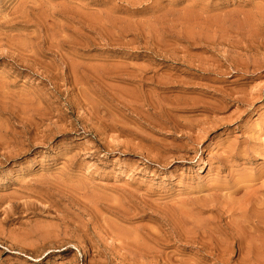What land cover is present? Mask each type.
<instances>
[{"label": "rangeland", "instance_id": "374dc122", "mask_svg": "<svg viewBox=\"0 0 264 264\" xmlns=\"http://www.w3.org/2000/svg\"><path fill=\"white\" fill-rule=\"evenodd\" d=\"M0 238L264 264V0H0Z\"/></svg>", "mask_w": 264, "mask_h": 264}, {"label": "bare ground", "instance_id": "6f19581e", "mask_svg": "<svg viewBox=\"0 0 264 264\" xmlns=\"http://www.w3.org/2000/svg\"><path fill=\"white\" fill-rule=\"evenodd\" d=\"M147 120H148V119H147ZM221 215H222V214H221ZM0 239H1V238H0ZM1 240H2V239H1ZM6 240H7V239H6ZM8 241H9L11 244H13V245H14V244L17 245V246L19 245L18 242H17L16 240H13V239H12V240H8ZM5 242H6V241H5ZM33 248H34V247H33Z\"/></svg>", "mask_w": 264, "mask_h": 264}]
</instances>
